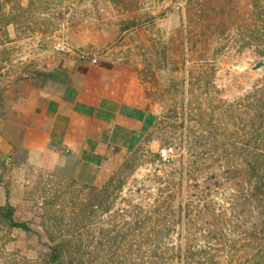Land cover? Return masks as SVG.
I'll return each instance as SVG.
<instances>
[{"label":"rangeland","instance_id":"rangeland-1","mask_svg":"<svg viewBox=\"0 0 264 264\" xmlns=\"http://www.w3.org/2000/svg\"><path fill=\"white\" fill-rule=\"evenodd\" d=\"M68 58L129 66L155 120L104 188L1 158L0 205L37 233L0 224V264H40L46 230L86 264H264V0H0L3 93Z\"/></svg>","mask_w":264,"mask_h":264},{"label":"crops","instance_id":"crops-1","mask_svg":"<svg viewBox=\"0 0 264 264\" xmlns=\"http://www.w3.org/2000/svg\"><path fill=\"white\" fill-rule=\"evenodd\" d=\"M51 67L45 81L4 91L0 159L20 157V168L68 173L101 188L150 131L148 98L121 61L68 58Z\"/></svg>","mask_w":264,"mask_h":264},{"label":"trees","instance_id":"trees-1","mask_svg":"<svg viewBox=\"0 0 264 264\" xmlns=\"http://www.w3.org/2000/svg\"><path fill=\"white\" fill-rule=\"evenodd\" d=\"M6 17V14H3ZM9 20L4 22L3 35L7 38L6 24ZM3 91L0 88V104L2 102ZM245 173L250 181H253L252 190L256 192L257 196L262 195L264 192V173L261 167L253 162H246ZM111 176L101 188H104ZM1 182V179H0ZM86 187L96 189L93 185H87ZM100 203V202H99ZM0 224H4L8 230L19 229L26 233H37L26 222L19 221L15 218V206L9 202L0 205ZM48 242L45 243L48 251L41 256L40 264H86V260L83 255H79V250L83 247L82 241L75 237L58 236L51 230H46ZM12 261L11 259H9Z\"/></svg>","mask_w":264,"mask_h":264},{"label":"built area","instance_id":"built-area-1","mask_svg":"<svg viewBox=\"0 0 264 264\" xmlns=\"http://www.w3.org/2000/svg\"><path fill=\"white\" fill-rule=\"evenodd\" d=\"M159 154L163 159H169L172 154V148L164 147L159 151Z\"/></svg>","mask_w":264,"mask_h":264},{"label":"water","instance_id":"water-1","mask_svg":"<svg viewBox=\"0 0 264 264\" xmlns=\"http://www.w3.org/2000/svg\"><path fill=\"white\" fill-rule=\"evenodd\" d=\"M252 70L262 69L264 70V59L257 61L252 67Z\"/></svg>","mask_w":264,"mask_h":264}]
</instances>
